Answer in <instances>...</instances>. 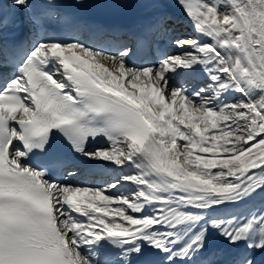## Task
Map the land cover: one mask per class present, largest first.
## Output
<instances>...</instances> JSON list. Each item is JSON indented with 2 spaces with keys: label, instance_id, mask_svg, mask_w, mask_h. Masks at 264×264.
<instances>
[{
  "label": "snow or ice",
  "instance_id": "1",
  "mask_svg": "<svg viewBox=\"0 0 264 264\" xmlns=\"http://www.w3.org/2000/svg\"><path fill=\"white\" fill-rule=\"evenodd\" d=\"M175 3L0 0V264H264V0Z\"/></svg>",
  "mask_w": 264,
  "mask_h": 264
},
{
  "label": "bare ground",
  "instance_id": "2",
  "mask_svg": "<svg viewBox=\"0 0 264 264\" xmlns=\"http://www.w3.org/2000/svg\"><path fill=\"white\" fill-rule=\"evenodd\" d=\"M160 4H163L164 7L161 8L159 7ZM166 12L172 19L170 20L169 23H171V25L177 29L179 27L180 30H183L185 33H192L193 37L196 36V33L193 31L192 28V24L190 22V20L188 19V17L184 14V12L182 11V9L177 6V4L175 3V0H152L151 2H149L146 5L140 6L138 8H136L134 10V13L132 14V16H130V18L127 20V22L125 23H110L107 21H100V20H85L82 21L85 24H101V25H105V26H112V27H116V28H120V29H130L133 26H135L136 24L140 23L143 19H145V17L149 14H153V13H159V12ZM179 34V33H177ZM173 36H177L176 34H172ZM117 39H123L125 41H127L128 37L127 34H120L116 37ZM164 47V50L167 53L170 52H175L181 49H177L175 47H171V46H167L166 44L162 45ZM153 59L152 55H146V58L142 60H140L139 58L137 59V63H141V62H147L148 60ZM0 63H3V55L2 53H0ZM103 146V143L95 146V147H100ZM111 175H118V172H113L111 169L109 170ZM91 180V177H85V176H80L76 179L75 182H83L85 180ZM121 191H127L128 189V185H125L123 188L120 189ZM210 243L213 246L219 245L221 243H223L219 238H213ZM258 259H261V257L258 256Z\"/></svg>",
  "mask_w": 264,
  "mask_h": 264
},
{
  "label": "rangeland",
  "instance_id": "3",
  "mask_svg": "<svg viewBox=\"0 0 264 264\" xmlns=\"http://www.w3.org/2000/svg\"><path fill=\"white\" fill-rule=\"evenodd\" d=\"M171 25V23H170ZM179 33V34H177ZM172 34H176L177 36L181 37V38H187V37H193L192 33H185L183 30H180L179 27L177 29L174 28V31L172 32ZM169 55H181L183 54V50H178V51H175V52H170V53H167ZM1 64V63H0Z\"/></svg>",
  "mask_w": 264,
  "mask_h": 264
}]
</instances>
